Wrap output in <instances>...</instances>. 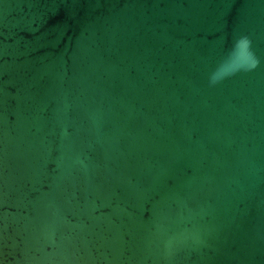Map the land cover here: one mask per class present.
I'll return each instance as SVG.
<instances>
[{"label": "water", "instance_id": "95a60500", "mask_svg": "<svg viewBox=\"0 0 264 264\" xmlns=\"http://www.w3.org/2000/svg\"><path fill=\"white\" fill-rule=\"evenodd\" d=\"M0 264H264V0H0Z\"/></svg>", "mask_w": 264, "mask_h": 264}]
</instances>
